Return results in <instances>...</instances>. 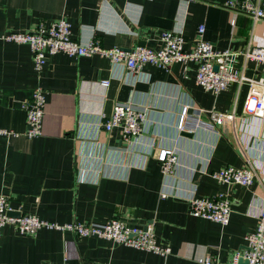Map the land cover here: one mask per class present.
<instances>
[{"label":"crops","instance_id":"0c3cea01","mask_svg":"<svg viewBox=\"0 0 264 264\" xmlns=\"http://www.w3.org/2000/svg\"><path fill=\"white\" fill-rule=\"evenodd\" d=\"M226 1L0 0V128L17 133L0 135V194L8 197L9 210L58 223H104L123 213L133 222L151 223L158 243L171 248L162 256L68 230L22 234L8 223L1 232L0 264H201L196 257L203 253L227 263L243 249L263 206L264 182L255 177L249 186L222 183L211 172L246 160L264 165V134L251 135L245 124L263 133L264 125L249 115L241 120L247 82L214 94L196 84L194 62L185 70L180 63L146 64L131 73L96 54L49 55L36 70L28 45L2 39L7 31L65 18L73 38L93 36L104 47H158L161 31L171 30L181 33L189 49L203 24L204 39L235 53L233 71L256 78L262 65L243 51L264 47V19L254 21L226 7ZM38 86L46 99L42 133L28 138L22 103ZM128 101L147 110L142 133L131 142L123 140L120 126L106 131L102 125L115 103ZM185 105L206 110L201 120L210 110L234 111L235 117L225 118L217 129L199 127L184 135L175 123ZM153 141L175 148L171 172H162L156 151L150 150ZM218 192L231 201L228 224L190 213V197Z\"/></svg>","mask_w":264,"mask_h":264},{"label":"built area","instance_id":"2783aa9c","mask_svg":"<svg viewBox=\"0 0 264 264\" xmlns=\"http://www.w3.org/2000/svg\"><path fill=\"white\" fill-rule=\"evenodd\" d=\"M225 6L241 10L250 15L254 21L264 19V9L261 0H227ZM233 23V21H232ZM204 25L197 28V37L191 48L185 49L181 33L163 30L160 33L161 44L158 47L136 45L130 49L119 46L104 47L93 36L86 40L75 39L71 35V25L65 18L52 21L49 25L38 24L34 29L26 31H7L2 39L7 42L26 44L32 52L34 67L40 70L49 55L62 53L74 57L100 55L106 57L113 64L122 63L131 73H140L144 65L151 64L169 67L172 63H180L185 70L190 62L196 64L195 81L207 91L218 94L227 89L231 83L240 85L243 81L248 84V91L243 102V116L253 117L264 125V47L253 46L243 51L246 58L255 60L262 65L256 78H246L233 71L235 53L229 49H218L214 43L202 37ZM108 79L101 84L108 85ZM46 99L44 90L38 86L31 97L22 103L26 114V130L28 138L42 133V119ZM207 111L201 108L189 109L182 107L178 114L175 127L178 132H193L199 127L217 129L225 118L234 119V111H208V119L201 120L200 115ZM147 110L137 107L131 101L115 103L111 114L103 122V128L110 131L115 126L122 128V138L131 142L142 133L143 123ZM245 128L251 135L262 138L263 132L259 128L253 129L248 123ZM10 129L0 128V135H16ZM152 152L156 151L155 158L164 174L172 171L177 162V153L174 147L160 146L153 141L149 144ZM211 176L219 182H234L242 186H249L255 177L264 182V165L258 161L246 160L241 166L226 165L211 172ZM162 193L161 197H165ZM190 213L194 216L228 224L231 214L229 197L218 192L213 196H193L189 199ZM8 197L0 194V238L2 228L10 223L22 234L35 235L41 228L68 230L78 237L97 236L116 243L151 251L162 256L171 253L168 245L158 243L151 223L133 222L127 215L119 213L104 223L85 221H70L65 223L49 222L40 219L33 213H21L19 216L7 214ZM255 228L245 236V245L242 250L236 251L229 262L223 263L210 253H203L196 257L201 264H239V259L246 260V264H264V199L263 206L257 211ZM46 264H69L67 261L48 262Z\"/></svg>","mask_w":264,"mask_h":264},{"label":"water","instance_id":"95a60500","mask_svg":"<svg viewBox=\"0 0 264 264\" xmlns=\"http://www.w3.org/2000/svg\"><path fill=\"white\" fill-rule=\"evenodd\" d=\"M182 134L189 135L191 133H186L183 131ZM7 214L13 215V216H19L20 215V213L18 211H10V210L7 211ZM246 263H247L246 260L239 259V264H246Z\"/></svg>","mask_w":264,"mask_h":264}]
</instances>
